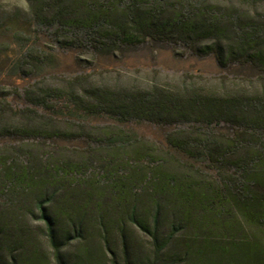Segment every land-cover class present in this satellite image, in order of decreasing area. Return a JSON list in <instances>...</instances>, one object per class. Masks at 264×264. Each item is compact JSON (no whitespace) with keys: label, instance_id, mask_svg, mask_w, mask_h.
<instances>
[{"label":"trees","instance_id":"obj_1","mask_svg":"<svg viewBox=\"0 0 264 264\" xmlns=\"http://www.w3.org/2000/svg\"><path fill=\"white\" fill-rule=\"evenodd\" d=\"M262 2L30 0L29 8L61 48L166 43L264 74ZM45 61L34 49L24 58L31 70ZM89 78L0 88V140L13 142L0 148V264H122L116 244L125 264H139V231L154 248L147 264H264V88L217 93ZM12 95L25 105L13 106ZM90 117L173 126L168 145L205 168L174 158L172 166L124 127L85 124ZM59 140L85 147L58 157L32 145Z\"/></svg>","mask_w":264,"mask_h":264},{"label":"rangeland","instance_id":"obj_2","mask_svg":"<svg viewBox=\"0 0 264 264\" xmlns=\"http://www.w3.org/2000/svg\"><path fill=\"white\" fill-rule=\"evenodd\" d=\"M29 7L30 0H0V88L2 89L10 91L16 86L25 87L32 84L59 85L66 78L83 74H90V81L110 85L153 83L179 85L189 82L202 85L217 93L244 88L257 91L264 88V74L250 64H234L224 68L213 54L201 56L186 51L183 47L166 43L150 42L111 53L61 48L53 41L52 31L35 26ZM257 8L264 10V2L257 5ZM30 49L40 52V55L46 59L35 70H31L30 65L24 62L25 54ZM9 99L15 107L25 105L21 98L14 95ZM83 122L93 126L124 127L143 142L154 145L163 158L169 161L176 159L180 167L194 164L205 168L203 163L194 161L168 145L166 135L173 126L151 122L125 124L106 117H90ZM10 143H13L12 140L2 139L0 148H8L7 144ZM32 145L37 154H46V151L50 150L58 157L68 154L69 157H75L78 153H82L85 147L81 140L78 142L59 140L49 147L37 142ZM58 146H65L69 151ZM171 162L172 166L177 165ZM162 231L169 232L166 224L162 225ZM134 234L142 243V247L138 248L139 254H135V259L139 264H147L154 256L151 238L141 231ZM40 239L43 247L49 250L45 240ZM77 245L78 243L73 241L67 247L66 254L69 255V260L73 257ZM116 245V258L120 263L125 264L121 249L118 244Z\"/></svg>","mask_w":264,"mask_h":264}]
</instances>
